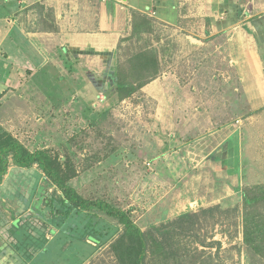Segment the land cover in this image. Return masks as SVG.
Masks as SVG:
<instances>
[{
  "label": "rangeland",
  "instance_id": "374dc122",
  "mask_svg": "<svg viewBox=\"0 0 264 264\" xmlns=\"http://www.w3.org/2000/svg\"><path fill=\"white\" fill-rule=\"evenodd\" d=\"M153 4L175 20L170 5ZM36 6L35 28L53 32V6ZM142 14H131L103 73L44 36L39 66L9 68L0 126L45 150L82 196L128 210L154 242L161 225L197 213L143 264H264V233L251 250L242 221V190L264 185V0H180L176 25ZM117 61L124 87L113 98ZM59 195L37 164L19 167L9 156L0 264H53V252L65 264H132L120 248L136 243L117 220L69 209ZM259 199L253 214L264 223Z\"/></svg>",
  "mask_w": 264,
  "mask_h": 264
},
{
  "label": "crops",
  "instance_id": "0c3cea01",
  "mask_svg": "<svg viewBox=\"0 0 264 264\" xmlns=\"http://www.w3.org/2000/svg\"><path fill=\"white\" fill-rule=\"evenodd\" d=\"M37 3L53 6V32L35 28L40 20ZM153 3L170 5L175 20L156 15ZM137 11L170 25L181 18L180 0H0V94L5 95L6 81L12 82L9 68H34L45 59L40 40L47 35L53 34V46L68 51L78 64L103 73ZM254 66L258 68L257 62Z\"/></svg>",
  "mask_w": 264,
  "mask_h": 264
},
{
  "label": "trees",
  "instance_id": "16d2710c",
  "mask_svg": "<svg viewBox=\"0 0 264 264\" xmlns=\"http://www.w3.org/2000/svg\"><path fill=\"white\" fill-rule=\"evenodd\" d=\"M142 16H146L145 14ZM118 61L114 65V75L116 77L115 90L112 93L113 98H118L120 96L119 92L124 87L123 80L121 78V72L118 68ZM70 69V67H69ZM155 72V71H154ZM153 71L150 72V78L155 75ZM111 96V95H110ZM9 156L12 164L29 168L33 164H37L43 171L45 177L59 190L60 195L57 197V202L67 208H73L76 210H86L89 211L94 209L98 212L105 214L118 221L122 225V235L130 241L136 243L134 248H120V252L129 253L131 257H134L132 264H143L148 249L152 248L153 244H157V248L165 249V243L168 242L169 237L174 232V227L176 225L182 226V223L189 222L192 217L197 215L196 212H189L180 215L176 220L165 223L159 227L160 229V242H154L152 231H142L140 227L132 220L131 215L128 210L121 209L113 204L102 200V199H89L82 196L73 186H71L63 177L61 176L59 170L54 164H52L50 157L42 149L29 150L22 142H20L16 137H14L9 131L3 129L0 126V176H2L8 167ZM253 194V195H252ZM264 194V185H255L250 187H245L242 190V221H243V238L244 242L249 246L251 250L262 248V236L263 234V222L257 214H253V208L257 206L260 201L259 197ZM46 204V201H44ZM162 236V237H161ZM163 238V239H162ZM89 239L98 243L99 239L93 234L89 235ZM158 239V238H156ZM165 240V241H164ZM121 245V244H119ZM49 249H47V252ZM46 254H49L47 253ZM53 257L54 262L61 264L63 261L55 260V253H50ZM47 260V257H46ZM36 259L33 260L32 264H36ZM58 263V264H60Z\"/></svg>",
  "mask_w": 264,
  "mask_h": 264
}]
</instances>
